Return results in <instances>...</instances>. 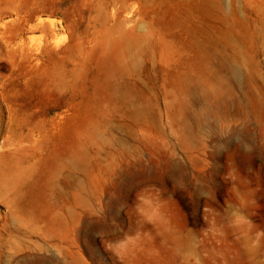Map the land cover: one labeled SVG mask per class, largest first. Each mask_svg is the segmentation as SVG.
Listing matches in <instances>:
<instances>
[{
	"label": "rangeland",
	"instance_id": "374dc122",
	"mask_svg": "<svg viewBox=\"0 0 264 264\" xmlns=\"http://www.w3.org/2000/svg\"><path fill=\"white\" fill-rule=\"evenodd\" d=\"M0 264H264V0H0Z\"/></svg>",
	"mask_w": 264,
	"mask_h": 264
}]
</instances>
